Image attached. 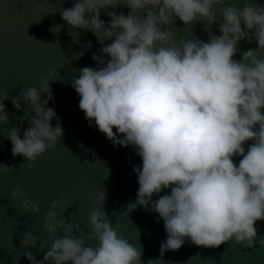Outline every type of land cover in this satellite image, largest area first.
<instances>
[{"label":"clouds","instance_id":"clouds-1","mask_svg":"<svg viewBox=\"0 0 264 264\" xmlns=\"http://www.w3.org/2000/svg\"><path fill=\"white\" fill-rule=\"evenodd\" d=\"M223 4L224 0H74L61 12L69 26L92 32L101 45L92 56L98 66L81 68L71 87L89 126L94 121L114 146H132L141 158L142 164L133 169L137 200L129 210L141 206L163 220L167 236L161 257L179 250L186 238L206 248L229 241L248 249L264 247V235H258L255 226L264 221V5L249 0L243 8L221 7V34H211L208 42L172 39L177 18L186 26L202 18L210 29L217 22L214 6ZM120 5L130 11L107 12L106 26L102 11ZM253 40L257 48L235 60L240 42ZM54 75L50 72L39 88L30 87L12 99L17 111L30 104L34 112L23 138L18 126L7 134L12 156H22L32 170L64 136L59 116L48 106L54 99ZM4 99L6 94L0 98V125L9 121ZM248 141L253 143L246 151ZM236 157H242L238 165ZM14 171V166L0 163V172ZM89 195L97 205L88 215L89 239L98 246L86 244L83 236L74 234L76 226L60 218L66 210L61 197L49 205L44 222L53 238L51 246L44 252L47 241H40L42 260L25 252L30 264H142V249L111 226L104 211L107 192ZM154 195L158 199L153 200ZM11 197L21 202L20 215L39 211V202L27 192L13 188ZM38 240L26 232L21 246L35 248Z\"/></svg>","mask_w":264,"mask_h":264},{"label":"water","instance_id":"water-1","mask_svg":"<svg viewBox=\"0 0 264 264\" xmlns=\"http://www.w3.org/2000/svg\"><path fill=\"white\" fill-rule=\"evenodd\" d=\"M247 2L249 0H224L223 5L214 6L217 22L210 29L202 18L190 26L177 18L171 26L172 39L176 43L196 38L208 42L211 34H221L219 24L223 18L219 9L243 8ZM253 2L257 6L264 5V0ZM73 3L74 0H0V98L7 95L2 102L9 116L8 123L0 125V163L15 167L14 172H0V264H30L24 255L27 251L35 253L38 260L43 259L39 243L47 241L46 252L53 239L44 227L46 214L52 201L61 197L66 210L60 218L75 225L74 234L83 236L86 244L98 246L95 239H89L92 229L88 215L97 207L89 194L100 191L107 192L104 211L111 226L133 246L142 249V264L148 261H156L155 264H264V247L259 244L248 249L229 241L218 248H206L194 245L188 238L179 250H169L161 257L160 246L167 236L163 220L141 206L129 210V205L137 200L139 185L133 169L142 164L141 158L132 146H114L95 127L94 121L93 126H89L79 108L80 98L71 87L81 68L98 66L92 56L101 47L92 32L74 29L62 19L61 12ZM129 11L123 5L110 7L102 11L101 19L107 26L110 23L107 12L127 15ZM111 42L106 41V44ZM238 48L234 57L237 61L241 59L240 53L256 49L257 44L255 40L241 41ZM50 72L55 74V79L50 81L54 99L48 106L59 116L64 136L38 158L32 170L22 156H12L7 134L13 126H18L23 138V131L31 126L28 119L34 112L30 104H22L17 111L12 99L30 87L39 88ZM41 95L47 97L46 93ZM52 123L55 125L56 121ZM252 143L248 141L244 145L246 151ZM241 158L236 157L234 162L238 165ZM13 188L27 192L33 201H38L39 211L20 215L21 202L11 197ZM152 199L158 197L154 195ZM255 226L258 235H264V221H257ZM26 232L38 237L35 248H22L21 239Z\"/></svg>","mask_w":264,"mask_h":264}]
</instances>
